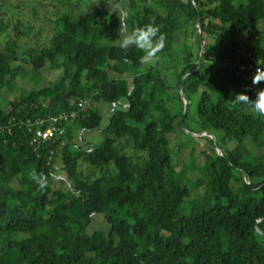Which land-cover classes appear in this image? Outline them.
<instances>
[{"label":"trees","instance_id":"trees-1","mask_svg":"<svg viewBox=\"0 0 264 264\" xmlns=\"http://www.w3.org/2000/svg\"><path fill=\"white\" fill-rule=\"evenodd\" d=\"M64 1L48 43L8 56L0 40V94L14 72L33 81L0 107V264H264V117L232 103L264 88L239 69L264 65V0ZM146 24L166 34L151 64L120 47ZM45 66L59 75L41 85ZM195 95L191 132L215 138L201 167L176 163L172 144ZM72 111L62 134L34 141L37 119Z\"/></svg>","mask_w":264,"mask_h":264},{"label":"rangeland","instance_id":"rangeland-1","mask_svg":"<svg viewBox=\"0 0 264 264\" xmlns=\"http://www.w3.org/2000/svg\"><path fill=\"white\" fill-rule=\"evenodd\" d=\"M95 2L96 0H81L78 6H73L74 11H87ZM233 2L238 3L239 0H233ZM111 4V2L108 3L109 8H111ZM68 7L69 5L64 0H0V22L3 27V31L0 33V40L6 44L8 56L12 54L11 46L13 43L28 48H39L48 43L53 31L52 19L55 18L56 14L66 11ZM244 36L245 33L241 35L242 38ZM40 74L44 78L40 84L45 85L48 81L56 80L59 72L52 71L45 66L40 70ZM109 75L112 76V73L109 72ZM117 77L130 79L129 74ZM32 85L33 81L29 76H25V73L14 72L11 82L12 88L3 90L0 94V107L7 110L9 101L18 95L22 88L30 89ZM197 99L198 95L191 96L189 117L184 121L185 128L181 126L180 131L176 133L178 135L181 133L182 141L177 136V139H172V144L179 149L176 154V163L194 157L197 165L201 167L200 164L205 160L206 153L211 156L213 147L207 144L208 142H206L204 135L202 137L192 135L191 131L194 128L191 122L195 114ZM99 107L102 113L101 126H104L107 123L109 106L100 104ZM91 132L88 135L91 136L94 145H98L102 139L101 135L97 130ZM73 138L76 144L80 143L78 131L74 133ZM191 148L193 149L192 153H190ZM57 162L59 163V160ZM59 177L63 176L60 175ZM93 220V225L97 228H103L104 220L100 216L93 217Z\"/></svg>","mask_w":264,"mask_h":264},{"label":"clouds","instance_id":"clouds-1","mask_svg":"<svg viewBox=\"0 0 264 264\" xmlns=\"http://www.w3.org/2000/svg\"><path fill=\"white\" fill-rule=\"evenodd\" d=\"M132 46L143 53L140 57L142 64L155 63L159 59L158 54L166 47V34L160 32L159 27L153 24L137 26L130 32L125 30L120 47L126 50ZM261 82H264V68H257L252 83L256 85ZM232 103L234 106L250 105L258 116L264 117V88L257 91L255 99H251L245 92L236 93ZM29 178L37 185L38 190L47 189L48 177L43 173L32 171L29 173Z\"/></svg>","mask_w":264,"mask_h":264},{"label":"built area","instance_id":"built-area-1","mask_svg":"<svg viewBox=\"0 0 264 264\" xmlns=\"http://www.w3.org/2000/svg\"><path fill=\"white\" fill-rule=\"evenodd\" d=\"M246 55L249 56V54H246ZM237 63L239 62L236 61L234 64L230 65L231 68ZM257 68H264V65L260 64L257 61H255L254 63L248 62L242 65L239 64L240 71L248 72L249 79L253 78V76L256 73ZM83 104L84 103L79 102L77 105L78 107H82ZM112 106H115V104L113 103ZM74 114H75L74 111L70 113L62 112L57 115L51 116L46 120L41 119V118L37 119L35 121V124L37 127L35 128L34 141L39 142V141H44V140H50L62 134L65 131V128L70 118L73 117ZM57 178H59V176Z\"/></svg>","mask_w":264,"mask_h":264},{"label":"water","instance_id":"water-1","mask_svg":"<svg viewBox=\"0 0 264 264\" xmlns=\"http://www.w3.org/2000/svg\"><path fill=\"white\" fill-rule=\"evenodd\" d=\"M197 21H198V18H197ZM198 33H199V31H198ZM200 38V37H199ZM201 39V38H200ZM202 47V46H201ZM201 60H202V53L200 52V54H199V67L201 66ZM182 86H183V77H182V80H181V83H180V87H179V92H181V88H182ZM182 99H183V102H184V108H183V113H182V117L180 118V121L182 122L183 121V119H184V117H185V115H186V112H187V99L184 97V96H182ZM192 135H207V136H209V137H211L212 139H213V141H214V143H215V138H214V136L212 135V134H210V133H205V132H202V133H199V134H192ZM219 150V149H218Z\"/></svg>","mask_w":264,"mask_h":264}]
</instances>
